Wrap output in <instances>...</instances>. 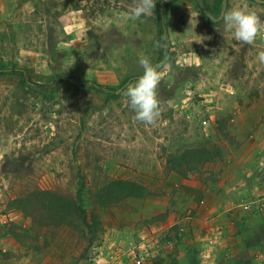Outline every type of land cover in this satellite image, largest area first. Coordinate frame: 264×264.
<instances>
[{
    "label": "rangeland",
    "instance_id": "obj_1",
    "mask_svg": "<svg viewBox=\"0 0 264 264\" xmlns=\"http://www.w3.org/2000/svg\"><path fill=\"white\" fill-rule=\"evenodd\" d=\"M166 1L132 21V0H0V70L27 77L0 75V264H264V32L246 45L199 0ZM203 2L219 19L223 0ZM245 5L264 19L255 0L226 9ZM143 56L169 64L153 125L121 95ZM59 77V91L39 92ZM202 147L212 160L168 169L170 155ZM108 179L149 196L97 207L103 229L90 239L75 219L47 226L8 209L34 187L74 197L82 183L94 203ZM232 202L235 219L232 206L208 213ZM224 219L239 227L230 252L200 232Z\"/></svg>",
    "mask_w": 264,
    "mask_h": 264
},
{
    "label": "trees",
    "instance_id": "obj_2",
    "mask_svg": "<svg viewBox=\"0 0 264 264\" xmlns=\"http://www.w3.org/2000/svg\"><path fill=\"white\" fill-rule=\"evenodd\" d=\"M204 3V2H203ZM164 4L161 6L163 7ZM160 15V12H159ZM161 31L166 38V29L160 20ZM166 39H164L165 41ZM14 74L19 75L23 79H27L24 71L19 68L1 69L0 75ZM65 83L63 77H59L52 85H40L42 94H52L61 88ZM103 89L102 85H97ZM35 83H30V88L34 89ZM50 88V89H49ZM110 89H106L108 91ZM210 152L205 147L193 150H186L179 156L170 155L167 167L170 171L177 174H184L193 168H198L202 164L209 162ZM193 162H197L193 165ZM86 185H82L77 190L76 196H67L52 189H41L34 187L29 191H23L17 197L10 201L8 209L12 211H21L27 216H31L34 220L42 221L45 225H54L56 227L69 225L74 219L82 226L86 236L90 239L96 233L102 231L103 221L101 220L98 209H106L113 206L114 203H121L128 198L143 199L149 196L147 186L130 181V180H105L101 186H97L94 192V203L85 194ZM93 190V189H92ZM93 192V191H92Z\"/></svg>",
    "mask_w": 264,
    "mask_h": 264
},
{
    "label": "clouds",
    "instance_id": "obj_3",
    "mask_svg": "<svg viewBox=\"0 0 264 264\" xmlns=\"http://www.w3.org/2000/svg\"><path fill=\"white\" fill-rule=\"evenodd\" d=\"M155 6L156 0H132L129 12L125 16L132 21L150 17ZM219 20L223 22L225 32L231 33L236 41L246 45L254 44L258 35L264 32V19L247 5L233 7L231 10L225 9ZM210 21L213 24L218 22L216 17H211ZM257 60L264 65V51L258 52ZM139 63L143 69L142 75L134 82L128 83L121 95L126 98L127 106L135 113L136 121L153 125L162 115L158 87L169 64L167 60L153 64L147 56L141 57Z\"/></svg>",
    "mask_w": 264,
    "mask_h": 264
},
{
    "label": "crops",
    "instance_id": "obj_4",
    "mask_svg": "<svg viewBox=\"0 0 264 264\" xmlns=\"http://www.w3.org/2000/svg\"><path fill=\"white\" fill-rule=\"evenodd\" d=\"M232 189L234 188H230L229 191H231ZM229 206H232V209L234 208L233 218L235 219L237 217V212L239 208H237V206H235L233 202L229 203V205L225 204L224 206H223V203H221L218 205V207H221L222 209L221 208L215 209L214 207H212L208 211V213L213 214L216 211L219 212L220 210H224L225 212H227L226 209H228ZM224 220H225L224 223L220 225H215V226L212 225L211 222L208 224L204 223L202 227L200 228V232H203L204 234H206L207 238H211V236L214 233H216L218 241L221 245V248H224V249L226 248L225 251L230 252L231 247H235V250L237 249L236 237H237V234L239 233V227L236 224V222L227 221L226 219Z\"/></svg>",
    "mask_w": 264,
    "mask_h": 264
},
{
    "label": "water",
    "instance_id": "obj_5",
    "mask_svg": "<svg viewBox=\"0 0 264 264\" xmlns=\"http://www.w3.org/2000/svg\"><path fill=\"white\" fill-rule=\"evenodd\" d=\"M171 0H167L165 3L167 2H170ZM256 2L258 3H262L264 4V0H255ZM199 3L201 5V7L203 8V10L205 11V13L208 15V17L211 19V17H213L209 12L208 10H206L205 6H204V3H203V0H199ZM222 5H223V9H222V13L224 12V10L226 9V5H227V0H223L222 2ZM221 13V14H222ZM161 15H163V11H161ZM219 20V19H217Z\"/></svg>",
    "mask_w": 264,
    "mask_h": 264
}]
</instances>
